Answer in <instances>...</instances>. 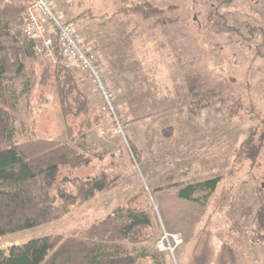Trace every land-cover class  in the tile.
I'll return each mask as SVG.
<instances>
[{
	"label": "rangeland",
	"instance_id": "374dc122",
	"mask_svg": "<svg viewBox=\"0 0 264 264\" xmlns=\"http://www.w3.org/2000/svg\"><path fill=\"white\" fill-rule=\"evenodd\" d=\"M54 4L102 64L126 125L125 137L113 134L88 75L61 54L60 62L73 78L64 85L66 116L50 77L20 105L18 126L29 130L30 139L64 143L85 139L92 162L74 175L87 178L106 171L114 186L87 203L73 205L56 222L0 237V248L46 236H72L125 204L147 212L151 241L138 249L148 258H161L163 264H187L207 231L225 244L248 240L259 208L258 190L264 189V141L260 143L264 0H54ZM136 5L163 12L147 18L126 13ZM57 62L55 55L53 59L40 55L30 64L35 78L40 80L46 66ZM190 73L200 74L199 81L206 83L197 96L188 86ZM85 105L90 127L79 133ZM98 114L103 117L96 120ZM253 134L259 152L244 154ZM68 172L61 169L60 178ZM216 177L224 180L209 200L204 201L203 194L195 203L180 198L186 185ZM63 186L74 190L70 184ZM228 189V199L219 202ZM165 232L182 238L174 253L157 248ZM246 247L254 264H264L260 247Z\"/></svg>",
	"mask_w": 264,
	"mask_h": 264
},
{
	"label": "trees",
	"instance_id": "16d2710c",
	"mask_svg": "<svg viewBox=\"0 0 264 264\" xmlns=\"http://www.w3.org/2000/svg\"><path fill=\"white\" fill-rule=\"evenodd\" d=\"M28 7V0H0V237L56 222L70 213L73 205L87 203L96 194L114 186L106 171L87 178L74 175L75 170L92 162L91 148L85 139L77 143L30 139L29 130L18 126L20 105L38 84L46 85L50 77L57 87L65 117L67 95L64 85L69 79L73 80L71 71L60 62L61 52L56 44L54 55L58 62L46 66L40 80L35 78L30 64L39 60L40 55L21 31ZM127 9L130 11L125 10L126 13L141 14L144 18L163 12L144 5ZM199 78L201 75L197 73H190L188 78L194 96L206 85ZM83 112L79 133L90 127L85 117L89 114L87 105ZM95 116L96 120L103 117L100 114ZM68 130L73 136V129L69 126ZM24 136H27L25 141L21 140ZM255 142V134L250 135L244 154L250 150L259 152L260 147ZM242 158L245 159V155ZM65 168L69 170L68 175L61 179V169ZM223 180L216 177L188 184L181 189L179 196L195 203L199 201L197 195L203 194L201 198L207 201ZM64 184L72 185L74 190L67 189ZM229 193L230 189L223 191L219 202L227 200ZM258 193L259 208L252 219L248 240L233 244L226 242L251 264L254 263L251 253H245L246 246L253 250L260 247L264 251V189L259 187ZM149 229L151 221L147 212L125 204L72 236H46L8 249L0 248V264H163L160 257V260L154 256L148 258L138 249L151 241L146 233Z\"/></svg>",
	"mask_w": 264,
	"mask_h": 264
},
{
	"label": "built area",
	"instance_id": "2783aa9c",
	"mask_svg": "<svg viewBox=\"0 0 264 264\" xmlns=\"http://www.w3.org/2000/svg\"><path fill=\"white\" fill-rule=\"evenodd\" d=\"M25 13L24 36L32 43L33 50L46 58H54V46L60 50L68 64L86 73L94 91L100 96L113 134L125 137L126 125L117 105V97L105 70L79 30L56 8L54 0H28ZM182 244L178 234L164 233L157 242L161 252L174 253Z\"/></svg>",
	"mask_w": 264,
	"mask_h": 264
},
{
	"label": "crops",
	"instance_id": "0c3cea01",
	"mask_svg": "<svg viewBox=\"0 0 264 264\" xmlns=\"http://www.w3.org/2000/svg\"><path fill=\"white\" fill-rule=\"evenodd\" d=\"M187 264H249L219 241L211 231L203 234Z\"/></svg>",
	"mask_w": 264,
	"mask_h": 264
},
{
	"label": "water",
	"instance_id": "95a60500",
	"mask_svg": "<svg viewBox=\"0 0 264 264\" xmlns=\"http://www.w3.org/2000/svg\"><path fill=\"white\" fill-rule=\"evenodd\" d=\"M263 187H264V185H263Z\"/></svg>",
	"mask_w": 264,
	"mask_h": 264
}]
</instances>
